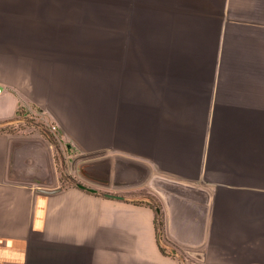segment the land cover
I'll return each instance as SVG.
<instances>
[{"label":"crops","instance_id":"1","mask_svg":"<svg viewBox=\"0 0 264 264\" xmlns=\"http://www.w3.org/2000/svg\"><path fill=\"white\" fill-rule=\"evenodd\" d=\"M0 87V264H264V0H0Z\"/></svg>","mask_w":264,"mask_h":264},{"label":"rangeland","instance_id":"2","mask_svg":"<svg viewBox=\"0 0 264 264\" xmlns=\"http://www.w3.org/2000/svg\"><path fill=\"white\" fill-rule=\"evenodd\" d=\"M65 27L66 41L58 49L54 47L50 49L51 62H53L51 66L59 69L62 73L60 78H107V70H111V48H108L107 36L87 33L84 29L78 28L73 21L67 23ZM87 90L83 88V91ZM57 129L55 132L51 131L55 139Z\"/></svg>","mask_w":264,"mask_h":264},{"label":"water","instance_id":"3","mask_svg":"<svg viewBox=\"0 0 264 264\" xmlns=\"http://www.w3.org/2000/svg\"><path fill=\"white\" fill-rule=\"evenodd\" d=\"M41 128L45 132V134L51 139V141H53L54 144L56 145V142H55V138L53 136V133L51 131H49L48 128H46L45 126H41ZM75 184L77 186H79L80 188H83V189H86V190L92 191V192L96 191V192H99L100 194H102L104 196L115 197V198H122V196L114 195V194H111V193H108V192H104V191H101V190H97L96 188L87 186V185L82 184L80 182H75ZM155 210H156L157 213H159V208L158 207H155Z\"/></svg>","mask_w":264,"mask_h":264},{"label":"trees","instance_id":"4","mask_svg":"<svg viewBox=\"0 0 264 264\" xmlns=\"http://www.w3.org/2000/svg\"><path fill=\"white\" fill-rule=\"evenodd\" d=\"M148 199H149L150 201H152V203H153V205H154L155 207L158 206V203L155 202L151 197H148ZM155 215H156V217H155L156 225H157V228H159V224L161 225V222H162V220H161V214H160V212H159V213H156Z\"/></svg>","mask_w":264,"mask_h":264},{"label":"built area","instance_id":"5","mask_svg":"<svg viewBox=\"0 0 264 264\" xmlns=\"http://www.w3.org/2000/svg\"><path fill=\"white\" fill-rule=\"evenodd\" d=\"M2 91V87H0V92ZM56 126H51V128H50V130L52 131V132H55L56 131Z\"/></svg>","mask_w":264,"mask_h":264}]
</instances>
